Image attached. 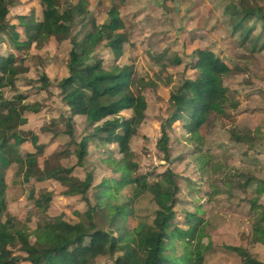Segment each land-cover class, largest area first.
I'll return each instance as SVG.
<instances>
[{"label": "trees", "instance_id": "obj_1", "mask_svg": "<svg viewBox=\"0 0 264 264\" xmlns=\"http://www.w3.org/2000/svg\"><path fill=\"white\" fill-rule=\"evenodd\" d=\"M12 3L13 0H0V43L7 42L10 46L7 54H0V264H205L212 238L208 234L211 223L205 217L204 207L198 204L186 210L178 206L180 187L172 166L155 180L139 175L140 166L129 140L146 119L148 101L144 90L150 82L135 79L133 66L117 64L129 42L117 8L110 2L105 6L100 3L109 8V21L105 24L93 15L89 0H40L45 15L43 11L41 17L34 13L19 16L18 23L12 25L8 20ZM225 12L242 47L257 41L253 24H260L264 33V0L260 4H230ZM18 27L24 29L23 35ZM52 39L70 45L65 62L68 75L58 85L66 110L49 109L47 120L39 130L52 136L51 144L57 142L55 137L65 134L60 131V125L73 138L78 117L85 119L80 128L91 127V130L88 134L82 132L78 141L73 140L75 150L59 146L44 157L47 145L40 143V134L24 131L19 125L23 115L37 113L42 106L24 103L17 87L20 81L32 84L26 74L44 65L41 57L37 64L31 65L29 52L33 44L41 49ZM101 45L114 55V64L109 69L99 57ZM214 52L212 46L197 49L194 63L186 67L194 71L193 76L179 85L176 82L169 91L166 103L173 110L164 112L166 120L162 122L156 146L163 153L164 161L170 163L168 127L173 129L172 134H178L172 126L179 125L178 130L201 151L197 158L199 171L208 166L215 171L223 169L230 190H252L255 197L240 202L247 204L252 242L264 245V180L244 167L232 173L236 170L226 161H213L206 153L208 150H204L207 134L220 126L229 129L230 141L245 145L251 153L262 138L260 134H264V119L255 131L233 123L239 100L234 89L225 85V79L241 74L242 69L231 65L221 52ZM154 61L160 62L159 58ZM180 62V59L173 61L176 65ZM38 73L44 76L42 70ZM20 76L25 77L19 79ZM244 82L247 85L250 79ZM6 93L14 97L9 98ZM106 136L111 138L110 142ZM24 144H31L33 151L22 157L17 152L20 154ZM73 156L76 165L66 167L62 161ZM14 162H23L29 172H39L41 182L55 181L62 185L64 196L80 197L86 205L81 213L83 218L70 222L64 219L65 214L49 216L52 193L45 188L32 202L35 209L27 212L30 219L37 214L39 222L34 229L17 216L13 217L8 208L5 178ZM78 167L84 171L83 179L74 174ZM213 190L206 188V199L212 200L219 193ZM143 201L155 206L153 220L150 222V215L146 214L133 226L136 205ZM227 248L238 254L242 264H264L245 248Z\"/></svg>", "mask_w": 264, "mask_h": 264}, {"label": "rangeland", "instance_id": "obj_2", "mask_svg": "<svg viewBox=\"0 0 264 264\" xmlns=\"http://www.w3.org/2000/svg\"><path fill=\"white\" fill-rule=\"evenodd\" d=\"M100 1L102 0H89L90 9L99 22L105 23L106 20L109 21V8L103 7ZM112 1V6L117 8L120 18L125 23L129 37V42L125 45L124 53L117 64L133 66L135 79L143 78V83L150 82L144 90L148 101L146 119L138 133L129 140L136 155L135 161L140 166L139 175H147L153 180L172 166L178 175L177 182L180 187L177 197L181 201L178 206L186 210L196 208L198 204L204 207L205 217L211 223L208 234L212 238V247L206 253L205 264H242L238 254L227 246L245 248L263 262L264 245L252 242L247 204L240 202L247 198L253 199L255 197L253 191H241L236 188L230 190V186L226 184V172L223 169L215 171L208 166L203 172L199 171L200 163L197 162V158L201 156V151L196 149V145L178 130L179 125L172 126L178 134H172L173 129L168 127L172 148L170 163L164 161L163 153L156 146L161 137L162 122L166 120L164 112L166 109L173 110L166 103L169 91L176 82L179 85L185 78L193 76V72L186 70V67L194 63L195 59L192 58L194 52L204 46H212L214 53L221 52L220 55L230 61L231 65L242 69L241 74L225 79V85L234 89L239 100L233 123L248 127L252 131L261 127L264 119V33H261L260 24H253L255 29L253 34L257 37V41L254 45L248 43L242 47L238 41V34L233 33L229 26L228 14L225 12L227 5H246L249 2L260 4L261 0ZM43 7L40 0H13L9 6L8 20L14 25L18 23L17 17L29 13L41 17L43 11L45 15ZM18 30L23 35L24 29L18 27ZM35 45L33 44L29 52V59L34 66L41 57L43 61L41 65L44 64L45 67L39 66L38 71L42 70L44 76L36 69H32L26 74L32 84L20 81L17 88L18 93L25 100L24 103H38L42 108L37 113L28 112L23 115L19 123L20 129L32 130L40 134V143L47 145L44 149V157L58 150L59 146L73 151L76 149V146L72 144L73 140L78 141L82 132L88 134L91 130V127L84 130L80 128L85 120L83 117H78L74 123L73 138L67 128L60 125V131L65 134L55 137L54 141H57L55 144H51V135L43 134L39 130L47 120L46 115L49 109L60 107L66 110V106H63L60 100L58 85L68 75L65 62L69 56L70 45L59 44L53 39L41 49H36ZM9 49L7 42L0 43V54H7ZM13 52L18 53L15 50ZM99 57L103 59L106 69L114 64V55L103 45L99 48ZM157 58L160 60L159 64L154 61ZM175 59H180L181 62L176 65L173 63ZM187 72L191 73L187 74ZM24 77L20 76L19 79ZM245 79H250L247 85L244 82ZM243 88L246 89L244 92ZM133 91L137 92L134 86ZM6 96L10 98L14 97V94L6 93ZM207 135L209 136L206 137L204 150H208L206 153L213 161L218 159L226 161L229 167L236 170L232 173L238 172L239 167H244L246 170H251L256 178L264 180L263 133L260 134L262 138L257 141L254 153L247 151L248 147L245 145L230 141V131L226 127L220 126ZM106 141L110 142L111 138L106 136ZM10 144L14 145V142L11 141ZM28 148L23 145V150L21 151L20 148L18 155L24 157L33 151L29 144ZM62 163L66 167H73L76 165V159L73 156L64 159ZM13 164L5 178L8 208L13 217L17 216L21 222L34 229L39 222L37 214L30 219L27 212L35 209L32 202L45 188V191L52 193L49 216L65 214L64 219L70 222L83 218L81 213L86 210V205L80 197L64 196V187L55 181L41 182L38 180L40 173L29 172L25 169L23 162ZM74 174L80 179L85 177L84 171L79 167L75 169ZM207 187L219 191L212 200L206 199L204 195ZM133 190L134 188L129 192ZM217 191L213 190V193ZM206 200L211 202L205 204ZM179 207L177 209L181 210ZM136 212L133 226H136L139 219L144 218L146 214L150 215L149 221L152 222L155 206L143 201L136 205ZM204 242L207 243V238ZM85 244L89 245V242L86 241Z\"/></svg>", "mask_w": 264, "mask_h": 264}, {"label": "crops", "instance_id": "obj_3", "mask_svg": "<svg viewBox=\"0 0 264 264\" xmlns=\"http://www.w3.org/2000/svg\"><path fill=\"white\" fill-rule=\"evenodd\" d=\"M103 1H105V3H107V5L109 4V2H110V5H112L113 4V1L112 0H102V1H100V3H102L104 6L106 5L105 3H103ZM185 48H186V42H185ZM199 49V48H198ZM195 50H196V48H195ZM215 51V50H214ZM192 58H193V56H192ZM195 59V58H194ZM189 71H193V70H189ZM191 72H187V74H189V73H191ZM194 72V71H193ZM188 78H190V76L188 77ZM61 100V99H60ZM24 145H26V148H28V144H24ZM29 145H31V144H29ZM32 146V145H31ZM29 150H31L30 148H28ZM23 149H22V147H21V151H22ZM12 166H14V164L12 165ZM11 166V167H12Z\"/></svg>", "mask_w": 264, "mask_h": 264}, {"label": "water", "instance_id": "obj_4", "mask_svg": "<svg viewBox=\"0 0 264 264\" xmlns=\"http://www.w3.org/2000/svg\"><path fill=\"white\" fill-rule=\"evenodd\" d=\"M108 22V20L105 21V24Z\"/></svg>", "mask_w": 264, "mask_h": 264}]
</instances>
